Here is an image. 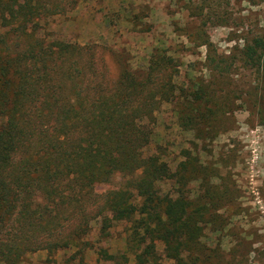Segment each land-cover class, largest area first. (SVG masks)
<instances>
[{
  "label": "trees",
  "instance_id": "16d2710c",
  "mask_svg": "<svg viewBox=\"0 0 264 264\" xmlns=\"http://www.w3.org/2000/svg\"><path fill=\"white\" fill-rule=\"evenodd\" d=\"M47 10L41 0H0L8 27L0 33V263L16 264L37 250L71 249L67 259H81L93 247L86 238L91 222L97 240L122 222L124 251L99 247L102 259L125 264L131 254L133 264H158L159 241L174 264H212L200 237L203 223L217 216L208 207L218 196L205 189L194 204L186 187L197 173L207 179L203 166L187 151L174 170L158 155L142 153L160 103L174 102L172 57L155 49L142 73L121 65L108 79L105 66L96 65L94 45L45 43L35 35ZM263 51L258 35L238 50L249 66L260 65ZM192 96L184 112L201 100ZM202 116L184 113L180 122L190 128ZM116 172L121 186L97 192ZM162 181L174 189L162 193Z\"/></svg>",
  "mask_w": 264,
  "mask_h": 264
},
{
  "label": "rangeland",
  "instance_id": "374dc122",
  "mask_svg": "<svg viewBox=\"0 0 264 264\" xmlns=\"http://www.w3.org/2000/svg\"><path fill=\"white\" fill-rule=\"evenodd\" d=\"M41 1L48 10L39 15L35 35L45 43L94 45L96 65L105 66L108 79L121 65L142 73L155 49L172 57L174 102L160 103L142 153L158 155L174 170L187 151L203 166L207 179L197 173L186 187L194 204L205 189L218 196L212 204L217 205L208 207L217 216L203 223L200 237L212 264H264V51L259 66L244 63L238 52L247 38L264 37V0ZM4 24L0 20V33L8 28ZM195 92L201 100L184 112L182 104ZM184 113L203 116L185 128ZM123 180L116 172L96 191H113ZM159 187L162 193L174 189L169 181ZM108 230L106 239L97 240V224L91 222L86 238L93 247L81 259L68 260L71 249L50 255L37 250L16 264H113L96 250L123 252L124 224ZM155 250L158 264H174L163 256L161 242ZM126 258L125 264H133L131 254Z\"/></svg>",
  "mask_w": 264,
  "mask_h": 264
}]
</instances>
